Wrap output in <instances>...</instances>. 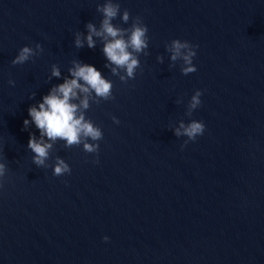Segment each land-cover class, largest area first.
<instances>
[{"label":"water","instance_id":"95a60500","mask_svg":"<svg viewBox=\"0 0 264 264\" xmlns=\"http://www.w3.org/2000/svg\"><path fill=\"white\" fill-rule=\"evenodd\" d=\"M103 2L0 0V264H264V0H119L150 37L127 84L105 67L99 40L74 45L89 21L99 26ZM176 38L199 45L196 72L170 68L165 45ZM37 43L42 54L11 63ZM76 58L113 81L115 99L86 113L104 133L99 163L58 141L49 163L59 155L72 171L55 176L33 163L27 145L40 132L23 122ZM53 64L62 75L49 81ZM182 119L206 125L183 149Z\"/></svg>","mask_w":264,"mask_h":264},{"label":"clouds","instance_id":"9594fccd","mask_svg":"<svg viewBox=\"0 0 264 264\" xmlns=\"http://www.w3.org/2000/svg\"><path fill=\"white\" fill-rule=\"evenodd\" d=\"M96 10L102 15L99 26L89 21L85 25L86 33L84 31L75 33L74 45L77 49L85 45L94 49L99 40L103 45L102 52L107 61L105 67L110 70L112 76L118 77L122 83L127 84L129 80L136 78L137 69L141 68L140 54L150 55L147 51L150 40L148 26L142 16L132 17L128 9H123L121 15L119 0H104L103 3L97 4ZM117 17H120L123 24H128L129 20L132 22L128 27H123L113 22ZM198 47V44L188 40L172 39L165 45L167 52L170 53V68L175 67L177 61H182L180 65L182 74L196 72L197 66L193 60L197 55ZM43 52L44 48L40 43L35 44L34 47L25 45L20 48L11 63L23 65ZM164 59L162 54L157 56V61L161 64L164 63ZM68 73L62 83L51 87L42 101L29 107L31 119H25L23 122L25 129L34 123L40 132L39 137L31 133L27 145L34 153L33 163L40 168L54 167L55 176L71 174L72 171L70 164L59 155L55 156L52 164L49 163V157L58 141H64L65 148L82 144L85 152L97 154L93 162L99 163V141L103 139L104 133L102 127L88 118L86 113L93 102L100 105L102 101L115 99L113 81L102 75L95 66L76 58L71 61ZM61 75L60 66L53 64L49 81L53 77L60 78ZM15 83V80L9 79L10 85L14 86ZM202 94L203 90L197 89L191 96L187 106L188 116H191L201 105ZM35 96L36 92H33L30 98ZM111 119L116 124L120 123L116 116H112ZM205 128L206 125L201 120L192 119L186 123L182 119L173 129L176 137H187L181 145L183 149L189 141H195L198 136L203 135ZM7 172V163L3 157H0V187H3ZM103 239L108 241L109 237L104 236Z\"/></svg>","mask_w":264,"mask_h":264}]
</instances>
